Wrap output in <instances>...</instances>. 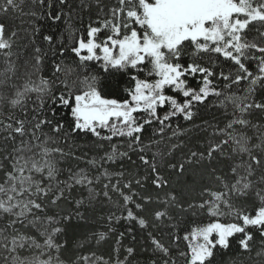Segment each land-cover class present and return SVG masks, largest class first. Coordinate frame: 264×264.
<instances>
[{"label": "snow or ice", "instance_id": "snow-or-ice-1", "mask_svg": "<svg viewBox=\"0 0 264 264\" xmlns=\"http://www.w3.org/2000/svg\"><path fill=\"white\" fill-rule=\"evenodd\" d=\"M59 2L66 5L68 0ZM44 4L45 0H0V221H4L0 223V264H95L103 260L94 253L75 260L62 256L66 242L58 243L56 237L63 229L52 225L71 220L73 214L47 215V206L66 199L75 186H88L87 205L102 195L121 211L120 216L114 212L107 216L110 224L127 220L145 230H175L177 225L170 223L174 219L169 214L171 208L193 216L206 212L208 223L195 225L182 235L171 233L174 249L148 232L153 253H159L149 264H213L217 252L232 247L238 235L237 246L251 253L255 237L250 229L260 237L256 264H264V123L260 122L264 120V101L255 99L257 89L264 88V0H81V10L91 11L95 6L96 19L70 37L75 66L55 62L50 77L40 75L47 55L41 47H34L26 57L13 51L18 38L12 27L14 17L36 20L46 15L59 21L63 15L71 16V8L66 14H38L34 9ZM38 33L40 28L32 24L31 43ZM42 39L53 56H64L69 50L63 41L57 44L53 35ZM221 61L231 67L226 71ZM250 61L256 62L255 73L248 67ZM90 64L98 65L99 74L92 72ZM115 73L127 74L132 82L124 90L127 98L104 91L101 76ZM197 77V87L190 86L189 78ZM216 80L224 81L222 88H217ZM210 97L216 98L225 115L230 107L232 118L223 128L204 122L205 131L213 129L204 150L190 151L179 164H167L180 174L186 164L207 162L209 166L207 174L215 185L204 187L198 200L187 208L174 191L164 192L163 199L160 191L155 196L146 192L148 176L124 181V172L113 174L104 167L124 158L130 160L129 153H135L150 169L155 189L169 187L159 168L166 163V156L184 146L183 141H172L189 131L179 124L173 127L172 121L182 118L191 122L197 106L207 108ZM61 107L69 112L67 127L55 119ZM257 113L261 114L259 120L249 119ZM45 126L51 134L44 131ZM148 128L152 131L146 142ZM247 129L255 130L258 143L252 142ZM79 133L95 137L100 148L117 137L123 138V143H109V150L99 160L88 161L102 169L99 175L90 177L83 169L75 173L69 169L68 179L60 181L57 177L63 169L58 165L72 153L59 146L57 137L67 142ZM217 136L223 138L217 140ZM53 144L56 147H50ZM161 145L167 151L161 150ZM217 157L230 161L228 173L218 174L217 168L211 167ZM113 175L115 183L111 182ZM101 178L108 183L97 191L92 185ZM112 194L119 199L114 201ZM250 197H254L251 206ZM75 204L76 218L84 220L80 209L87 211L85 200ZM225 218L227 222H223ZM29 227L39 232L43 243L21 230ZM113 231L109 226L108 232ZM105 237L106 233L96 234L97 243ZM22 251L29 254L22 255ZM134 251L128 247V255L123 261L117 258L115 264H131L129 257Z\"/></svg>", "mask_w": 264, "mask_h": 264}, {"label": "trees", "instance_id": "trees-1", "mask_svg": "<svg viewBox=\"0 0 264 264\" xmlns=\"http://www.w3.org/2000/svg\"><path fill=\"white\" fill-rule=\"evenodd\" d=\"M81 0H68L66 5H61L59 0H45V4L40 6L38 5L34 10L37 13H68L71 8V16L63 15L59 21H52L47 18L45 15L44 18L33 20L31 17L16 16L13 19L12 27L17 30L18 38L17 44L14 46L13 51L20 52L22 57L30 56L33 52L34 47L39 46L43 49L44 53H47L44 59V63L41 67L40 75L44 77H50L53 72V64L55 62H63L69 66H75L76 58L71 54V40L73 32L80 34L83 32L85 26L90 22V20L96 19L97 10L93 5L91 11L85 8L81 10L80 8ZM107 3V0H105ZM28 10V7H25V11ZM32 24H35L40 28V33L35 37V43H31L32 40L31 30ZM69 25L71 27L69 28ZM43 35H53L56 38L57 44L63 41L68 45V51L64 56H53L51 52H48V44L43 41ZM106 35L105 34H102ZM23 63V60L20 61ZM222 66L227 71L231 65L227 62L221 61ZM2 67V64H0ZM248 67L250 71L256 72V62H248ZM89 68L94 74H99L98 65L90 64ZM140 78H144L143 73H139ZM35 79V77H34ZM102 82L105 85L104 91L109 95H116V98H127L125 89L132 85V82L129 79L127 74L121 75L120 73H115L112 76H101ZM200 78L195 79L189 78V85L192 87H197ZM214 83L217 85V88H222L224 81L216 80ZM242 85L240 87H244ZM168 94L176 95V93L168 90ZM179 98V97H178ZM32 99H35V94L32 95ZM255 99L258 101H264V88H258ZM214 104L216 106H214ZM31 106V105H29ZM198 112L197 115L193 118L191 122L184 121L182 118H176L172 121L173 127L176 124H179L182 129H188L184 135L179 137V140H173V143H179L183 141L184 146L175 150L171 156H166V163L160 166L159 170L161 175L168 180L169 187L164 188L162 191L155 189L152 185V175L150 169H146L144 165L138 159L137 154L129 153L130 160L124 158L118 160L116 163L104 164V167L108 169L110 173L116 174L119 172H124L125 177L124 181L130 178L142 179L145 176H148V180L144 182V190L146 192L152 193L153 196L160 191V197L163 199V193L168 191H174L175 194L179 197L184 207L187 208V204L192 202L194 199L198 200V194L204 187H210L215 185V181L210 178L207 174L208 164L204 162L201 165L195 164H186L185 171L183 174L179 173V170H173L167 167V164H179L183 162L190 151H203L206 147L207 141L209 139V134L212 132V128H208L207 131L203 129L204 122L209 124L216 125L219 128H223L225 124L231 119L232 109L229 107L227 109L228 115H225V109L216 104V98L210 97L208 101V107L197 106ZM196 109H194L195 111ZM259 113L249 117L253 122H256L260 119ZM51 118V117H49ZM57 121H63L67 127V124L70 122V116L68 109L58 108L56 110ZM261 123H264V120H260ZM45 132L51 134V130L45 126ZM152 129L148 128L145 132V141L147 142V137L151 134ZM247 134L253 137V143H258L256 139V133L254 129H247ZM107 135L108 133H103ZM170 135V133H169ZM222 136H217L216 139H222ZM60 141L59 146L64 149V151L71 152L72 154L65 157L61 160L58 167L63 169L62 172L58 175L57 179L60 181H65L68 179V170L71 169L72 172H79L81 169L90 177H95L100 174L102 169L98 167H93L88 163L89 160L96 158L99 160L100 156L104 155L105 151L109 150V143L111 144H121L123 143V138H114L111 142H103L104 147H98L100 143L97 139L90 134L86 135L84 133H79L77 135L70 136L67 142L64 141L63 137H57ZM2 145V141H0ZM50 147H56V145H50ZM2 150V149H0ZM125 150V149H121ZM161 150L167 151L164 148V145H161ZM155 151V149H153ZM149 157L151 152L148 153ZM58 158V157H57ZM243 159H247V156H244ZM240 157L236 158V162H239ZM229 163L227 159L217 157L211 164V167L217 168L218 174L228 173ZM0 173V177H2ZM39 178V177H37ZM2 182V181H0ZM112 183L116 182V176L113 175ZM47 183V181H45ZM108 183L107 179L101 178V180L96 183L94 182L92 187L97 191L102 190L103 184ZM133 187L137 192H141V189L137 188L135 184ZM143 194V193H142ZM88 186H75L71 195L66 199L58 202L57 205H48L47 206V215L52 216H63L68 213L73 214V218L69 221H63L58 224L52 225V227H60L63 231L57 234V242L65 244V248L62 249V256L65 259L75 260L77 256H90L95 254V256L102 257L103 260H108L113 263L116 262L117 258L121 261L124 260L127 256L126 249L128 247L134 248V254L129 257L131 264H149L152 259H156L159 253H153L151 241L148 237V232H152L158 239H160L166 246L175 248L171 242V233L173 231L183 234L184 231H190L191 228L198 224H205L209 222V218L205 213H198L193 216L190 212H182L179 208H171L169 214L174 217L173 221L170 223L176 224L177 227L175 230L169 227H161L159 230H154L152 228L141 229L138 224L135 222L120 220L119 222L113 221L111 224L107 220V216L110 213H115L117 216L122 215L121 211L102 195L93 201L91 205H87L88 198ZM113 200H118L119 197L116 194H112ZM84 199L85 204L87 205V211L85 208H81L80 211L84 212L85 219L80 220L76 218V200ZM254 197H250L248 205H252ZM139 202V201H137ZM122 204L123 201L120 200ZM130 207H132L130 205ZM152 207H161L162 205L153 204ZM126 215V213H123ZM31 218V217H30ZM4 221H0L2 223ZM223 222H227L226 218ZM111 226L114 231L108 232V228ZM131 228L132 231L129 232L128 229ZM27 235L36 237L38 241H43L42 236L35 228L21 229ZM253 235L255 237L253 243V251L251 253L242 251L238 246L237 242L241 238L239 235L233 240L232 247L226 250H219L217 255L213 260V264H256V251L259 250L260 246V237L255 230ZM106 233L105 239L97 243L96 234ZM121 233H124L123 237L120 236ZM119 241V242H118ZM181 249L184 248V242H180ZM118 249V252H117ZM22 255H28L27 251H22ZM175 254V252L173 253ZM252 258L251 260L249 258ZM80 264H84L83 261Z\"/></svg>", "mask_w": 264, "mask_h": 264}, {"label": "rangeland", "instance_id": "rangeland-1", "mask_svg": "<svg viewBox=\"0 0 264 264\" xmlns=\"http://www.w3.org/2000/svg\"><path fill=\"white\" fill-rule=\"evenodd\" d=\"M42 238V240L44 239L43 237H41ZM38 242H40V243H43V241H38ZM93 255H90L89 257H92ZM96 258H98L97 256H95ZM104 261H108V260H96L95 261V264H103V262ZM111 264H115V263H113V262H111Z\"/></svg>", "mask_w": 264, "mask_h": 264}]
</instances>
